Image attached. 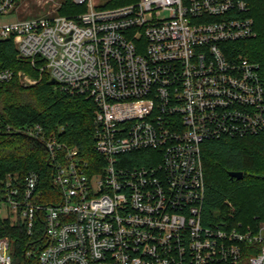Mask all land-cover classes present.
<instances>
[{"label": "built area", "instance_id": "obj_1", "mask_svg": "<svg viewBox=\"0 0 264 264\" xmlns=\"http://www.w3.org/2000/svg\"><path fill=\"white\" fill-rule=\"evenodd\" d=\"M68 1L85 11L4 23L19 1L0 0V42L13 43L29 68L0 64V87L35 86L47 75L95 107L92 160L39 123L20 130L45 143L60 197L40 203L34 172L4 181L0 220L28 235L26 256L38 264H264V223L203 217V144L264 131L261 66L228 50L257 37L250 0ZM147 150L151 165L127 161ZM13 248L10 236L0 238V264L14 263Z\"/></svg>", "mask_w": 264, "mask_h": 264}, {"label": "trees", "instance_id": "obj_2", "mask_svg": "<svg viewBox=\"0 0 264 264\" xmlns=\"http://www.w3.org/2000/svg\"><path fill=\"white\" fill-rule=\"evenodd\" d=\"M133 1L113 0L108 7ZM83 11L85 7L65 0L59 15L72 16ZM249 16L255 20L257 37L229 44L228 50L233 56L241 54L259 64L264 80V0H250ZM0 64L4 68L29 71L17 58V50L10 41L0 42ZM94 108L91 100L62 93L47 75L35 86L24 87L18 80L3 84L0 87V192L8 175H19L23 180L34 172L40 177L39 202L46 205L59 202V191L54 184L55 165L45 143L20 130L39 123L46 135H55L68 147H78L83 158L92 160L96 158ZM202 151L206 178L204 220L220 224L228 221L236 226L241 223L258 229L264 223V131L245 138L207 141ZM151 155L148 150L141 151L129 155L127 161L134 167L151 165ZM231 172L243 173L244 177L231 179ZM230 203L234 206V217ZM4 236H10L14 242L13 264H38L36 258L26 256L28 235L0 220V238ZM40 240L43 243L42 237Z\"/></svg>", "mask_w": 264, "mask_h": 264}, {"label": "rangeland", "instance_id": "obj_3", "mask_svg": "<svg viewBox=\"0 0 264 264\" xmlns=\"http://www.w3.org/2000/svg\"><path fill=\"white\" fill-rule=\"evenodd\" d=\"M65 0H56L49 3L46 7L41 0H19L15 11L1 19L4 23L13 22L15 20H32L41 18H55L59 16L58 5L63 4ZM113 0H94L98 6H106ZM234 213V209L231 210Z\"/></svg>", "mask_w": 264, "mask_h": 264}, {"label": "water", "instance_id": "obj_4", "mask_svg": "<svg viewBox=\"0 0 264 264\" xmlns=\"http://www.w3.org/2000/svg\"><path fill=\"white\" fill-rule=\"evenodd\" d=\"M53 84H55V81H52ZM230 177L231 179H238V180H242L244 177L243 173H239V172H231L230 173Z\"/></svg>", "mask_w": 264, "mask_h": 264}]
</instances>
